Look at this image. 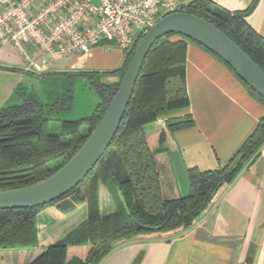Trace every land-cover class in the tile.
<instances>
[{"label":"trees","instance_id":"trees-1","mask_svg":"<svg viewBox=\"0 0 264 264\" xmlns=\"http://www.w3.org/2000/svg\"><path fill=\"white\" fill-rule=\"evenodd\" d=\"M256 1L252 0L244 10L229 11L211 0H194L183 11L213 24L264 71V38L245 18ZM143 35L137 38L130 51L124 53L119 68L49 74H61L64 81L63 90L49 102L41 101L30 92L21 93L20 103L0 107V190L39 181L74 154L106 110ZM187 42L202 47L232 71L217 55L183 35L169 33L157 39L143 61L109 146L84 180L63 196L75 192L89 176L97 174L114 186L120 202L118 210L104 216L90 215L83 239L55 242L29 264H97L125 240L147 235L167 239L180 235L206 213L237 173L252 163L264 144V115L226 165L204 171L189 168L188 193L171 199L162 197L154 162L155 148L173 147V133L193 124L188 113L174 115L189 106L185 84ZM232 73L254 98L264 104L260 95ZM77 76L88 80L98 101L90 114L71 120L64 117L70 109ZM109 76L117 80H103ZM60 199L33 208L0 209V248L35 245L38 214ZM59 209L63 211V207ZM71 246H85L84 257L67 258Z\"/></svg>","mask_w":264,"mask_h":264},{"label":"crops","instance_id":"crops-1","mask_svg":"<svg viewBox=\"0 0 264 264\" xmlns=\"http://www.w3.org/2000/svg\"><path fill=\"white\" fill-rule=\"evenodd\" d=\"M211 1L229 11L244 10L252 2ZM245 18L264 38V0H257ZM25 44L30 54H38L31 43ZM123 59L120 49L96 45L87 53L49 57L40 76L115 70ZM185 84L189 106L174 115L188 113L193 124L173 133V147L154 151L160 192L167 199L188 193L189 168L226 165L264 115V104L232 71L192 42L185 48ZM119 203L112 183L92 174L60 199L55 210L47 208L37 216L35 245L0 248V264H29L55 242L83 239L88 217L112 214ZM86 251L85 246H71L67 255L84 257ZM97 264H264V144L191 228L169 239L147 235L125 240Z\"/></svg>","mask_w":264,"mask_h":264},{"label":"built area","instance_id":"built-area-1","mask_svg":"<svg viewBox=\"0 0 264 264\" xmlns=\"http://www.w3.org/2000/svg\"><path fill=\"white\" fill-rule=\"evenodd\" d=\"M193 1L0 0V52L12 44L25 59V69L36 73L55 54L87 53L96 45L126 53L159 18ZM25 43L38 54H30Z\"/></svg>","mask_w":264,"mask_h":264},{"label":"water","instance_id":"water-1","mask_svg":"<svg viewBox=\"0 0 264 264\" xmlns=\"http://www.w3.org/2000/svg\"><path fill=\"white\" fill-rule=\"evenodd\" d=\"M169 33L183 35L217 55L264 99V71L234 41L199 16L185 11L168 13L144 32L116 92L82 145L45 178L26 186L0 190V209L33 208L48 204L60 199L84 180L109 146L120 124L151 46Z\"/></svg>","mask_w":264,"mask_h":264},{"label":"rangeland","instance_id":"rangeland-1","mask_svg":"<svg viewBox=\"0 0 264 264\" xmlns=\"http://www.w3.org/2000/svg\"><path fill=\"white\" fill-rule=\"evenodd\" d=\"M26 64L23 56L12 44L2 47L0 52V107L20 103L21 93L34 92L41 101L49 102L52 96L63 90L64 81L61 74L42 77L40 73L27 71ZM103 80L111 82L117 78L109 77ZM97 101V93L88 80L82 76L75 77L70 109L64 118L74 120L90 114ZM55 129L52 128V130ZM54 205L48 208L55 210ZM71 257H77V254H72Z\"/></svg>","mask_w":264,"mask_h":264}]
</instances>
